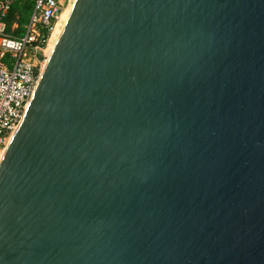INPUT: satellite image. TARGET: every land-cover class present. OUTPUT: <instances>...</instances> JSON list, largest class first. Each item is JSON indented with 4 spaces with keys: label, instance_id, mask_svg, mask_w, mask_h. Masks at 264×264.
I'll use <instances>...</instances> for the list:
<instances>
[{
    "label": "water",
    "instance_id": "water-1",
    "mask_svg": "<svg viewBox=\"0 0 264 264\" xmlns=\"http://www.w3.org/2000/svg\"><path fill=\"white\" fill-rule=\"evenodd\" d=\"M3 150L0 264H264V0H74Z\"/></svg>",
    "mask_w": 264,
    "mask_h": 264
},
{
    "label": "built area",
    "instance_id": "built-area-1",
    "mask_svg": "<svg viewBox=\"0 0 264 264\" xmlns=\"http://www.w3.org/2000/svg\"><path fill=\"white\" fill-rule=\"evenodd\" d=\"M32 2L29 18L8 17L16 0H0V151L19 125L48 56L46 50L71 0ZM24 22H20V20Z\"/></svg>",
    "mask_w": 264,
    "mask_h": 264
},
{
    "label": "bare ground",
    "instance_id": "bare-ground-1",
    "mask_svg": "<svg viewBox=\"0 0 264 264\" xmlns=\"http://www.w3.org/2000/svg\"><path fill=\"white\" fill-rule=\"evenodd\" d=\"M69 9V10H68ZM71 5L62 13L61 17H60V21L59 23L57 24V26L55 27L54 31H53V34L51 36V39L49 41V45L47 47V50H46V56H49L55 46V43L56 41L58 40L60 34H61V31H62V28L64 27V24L65 22L67 21L68 19V16L70 14V11H71ZM4 155V152L0 155V163H1V160H2V157Z\"/></svg>",
    "mask_w": 264,
    "mask_h": 264
},
{
    "label": "trees",
    "instance_id": "trees-1",
    "mask_svg": "<svg viewBox=\"0 0 264 264\" xmlns=\"http://www.w3.org/2000/svg\"><path fill=\"white\" fill-rule=\"evenodd\" d=\"M32 10V2H26V1H23V0H16L14 6L12 7V10L9 14V17H8V25L10 27V23L14 17L15 14H19V15H22V16H25L22 12L23 11H31ZM20 22H24V20H20Z\"/></svg>",
    "mask_w": 264,
    "mask_h": 264
},
{
    "label": "rangeland",
    "instance_id": "rangeland-1",
    "mask_svg": "<svg viewBox=\"0 0 264 264\" xmlns=\"http://www.w3.org/2000/svg\"><path fill=\"white\" fill-rule=\"evenodd\" d=\"M72 2H71V8H72V5H73V2H74V0H71ZM69 10V9H68ZM24 15H25V17H26V19H25V22H26V20L29 18V16H30V13H31V11H23L22 12ZM4 152V150L2 151H0V155L2 154Z\"/></svg>",
    "mask_w": 264,
    "mask_h": 264
}]
</instances>
